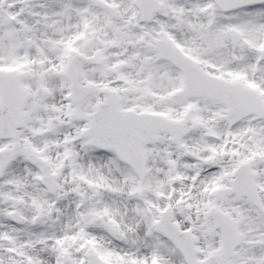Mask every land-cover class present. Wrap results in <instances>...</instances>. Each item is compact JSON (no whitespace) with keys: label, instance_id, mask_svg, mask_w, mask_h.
I'll use <instances>...</instances> for the list:
<instances>
[{"label":"snow or ice","instance_id":"obj_1","mask_svg":"<svg viewBox=\"0 0 264 264\" xmlns=\"http://www.w3.org/2000/svg\"><path fill=\"white\" fill-rule=\"evenodd\" d=\"M0 264H264V0H0Z\"/></svg>","mask_w":264,"mask_h":264}]
</instances>
